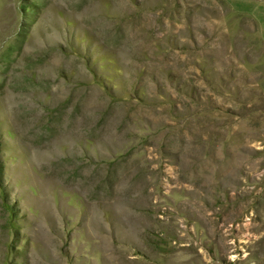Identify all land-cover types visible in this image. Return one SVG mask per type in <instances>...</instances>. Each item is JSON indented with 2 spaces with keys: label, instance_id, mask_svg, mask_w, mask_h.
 I'll list each match as a JSON object with an SVG mask.
<instances>
[{
  "label": "rangeland",
  "instance_id": "rangeland-1",
  "mask_svg": "<svg viewBox=\"0 0 264 264\" xmlns=\"http://www.w3.org/2000/svg\"><path fill=\"white\" fill-rule=\"evenodd\" d=\"M238 2L0 0V264H264Z\"/></svg>",
  "mask_w": 264,
  "mask_h": 264
},
{
  "label": "crops",
  "instance_id": "crops-1",
  "mask_svg": "<svg viewBox=\"0 0 264 264\" xmlns=\"http://www.w3.org/2000/svg\"><path fill=\"white\" fill-rule=\"evenodd\" d=\"M232 11L241 19L239 27L235 29L240 31L243 40L240 50H245L249 56L257 54L255 50H260L258 54L261 57L250 61L264 63V0H240L232 6ZM237 48L235 34L230 50H239Z\"/></svg>",
  "mask_w": 264,
  "mask_h": 264
}]
</instances>
